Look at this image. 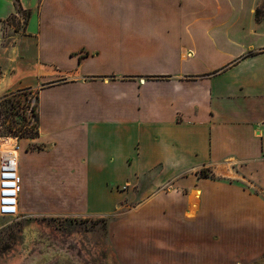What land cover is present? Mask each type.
Listing matches in <instances>:
<instances>
[{"label": "crops", "instance_id": "crops-1", "mask_svg": "<svg viewBox=\"0 0 264 264\" xmlns=\"http://www.w3.org/2000/svg\"><path fill=\"white\" fill-rule=\"evenodd\" d=\"M262 4L0 0V96L37 94V133L19 143V215L106 216L133 202L139 263L258 259Z\"/></svg>", "mask_w": 264, "mask_h": 264}, {"label": "rangeland", "instance_id": "rangeland-1", "mask_svg": "<svg viewBox=\"0 0 264 264\" xmlns=\"http://www.w3.org/2000/svg\"><path fill=\"white\" fill-rule=\"evenodd\" d=\"M263 13L264 4L259 7V15ZM31 89L8 88L0 96V138L13 137L20 143L37 133ZM132 206L133 202H127L106 216H5L0 229V264H157L133 258ZM235 264H264V253L254 261Z\"/></svg>", "mask_w": 264, "mask_h": 264}, {"label": "built area", "instance_id": "built-area-1", "mask_svg": "<svg viewBox=\"0 0 264 264\" xmlns=\"http://www.w3.org/2000/svg\"><path fill=\"white\" fill-rule=\"evenodd\" d=\"M34 89L30 90L31 108L36 104L37 96ZM14 149L4 151L0 164V214L3 216L19 215V199L22 190V179L19 171V142L14 144Z\"/></svg>", "mask_w": 264, "mask_h": 264}, {"label": "bare ground", "instance_id": "bare-ground-1", "mask_svg": "<svg viewBox=\"0 0 264 264\" xmlns=\"http://www.w3.org/2000/svg\"><path fill=\"white\" fill-rule=\"evenodd\" d=\"M0 141L2 142L3 144V147H8V148H12L14 149V144L17 142V139L16 138H13V137H2L0 138ZM2 146V145H1ZM3 149V148H2ZM15 150V149H14ZM20 154V153H19Z\"/></svg>", "mask_w": 264, "mask_h": 264}, {"label": "trees", "instance_id": "trees-1", "mask_svg": "<svg viewBox=\"0 0 264 264\" xmlns=\"http://www.w3.org/2000/svg\"><path fill=\"white\" fill-rule=\"evenodd\" d=\"M17 8H18V10H20V5L19 4H17ZM257 14L259 15V10L257 11ZM34 110H35V112L37 111L36 108ZM35 115H36V125H35V128L37 129V127H38L37 126V123H38V113H35ZM200 174L202 176H212L213 175L209 169H202L200 171Z\"/></svg>", "mask_w": 264, "mask_h": 264}]
</instances>
